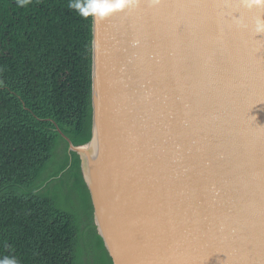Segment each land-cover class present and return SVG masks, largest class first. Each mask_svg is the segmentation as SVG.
<instances>
[{
  "label": "water",
  "instance_id": "water-1",
  "mask_svg": "<svg viewBox=\"0 0 264 264\" xmlns=\"http://www.w3.org/2000/svg\"><path fill=\"white\" fill-rule=\"evenodd\" d=\"M81 156L114 264H264V0H93Z\"/></svg>",
  "mask_w": 264,
  "mask_h": 264
},
{
  "label": "trees",
  "instance_id": "trees-1",
  "mask_svg": "<svg viewBox=\"0 0 264 264\" xmlns=\"http://www.w3.org/2000/svg\"><path fill=\"white\" fill-rule=\"evenodd\" d=\"M93 56V0H0V264H114L65 138L92 140Z\"/></svg>",
  "mask_w": 264,
  "mask_h": 264
}]
</instances>
